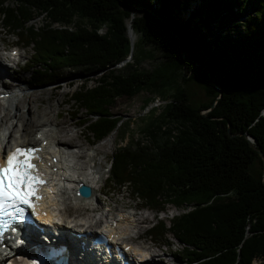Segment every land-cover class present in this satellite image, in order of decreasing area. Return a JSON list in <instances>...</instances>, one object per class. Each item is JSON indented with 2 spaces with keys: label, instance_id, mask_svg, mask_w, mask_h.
<instances>
[{
  "label": "trees",
  "instance_id": "trees-1",
  "mask_svg": "<svg viewBox=\"0 0 264 264\" xmlns=\"http://www.w3.org/2000/svg\"><path fill=\"white\" fill-rule=\"evenodd\" d=\"M0 26L31 47L30 85L89 77L68 102L71 118L84 112L79 125L92 143L123 125L116 100L168 97L139 131L146 143L122 146L129 135L120 137L105 187L129 189L158 215L181 211L147 232L153 241L171 234L178 263L264 264V0H0ZM179 79L209 100L194 107Z\"/></svg>",
  "mask_w": 264,
  "mask_h": 264
},
{
  "label": "rangeland",
  "instance_id": "rangeland-1",
  "mask_svg": "<svg viewBox=\"0 0 264 264\" xmlns=\"http://www.w3.org/2000/svg\"><path fill=\"white\" fill-rule=\"evenodd\" d=\"M30 24L36 28L42 26L41 16L37 15ZM127 34L130 39V45L131 47H133L134 43H132L133 41H131L132 39L130 32H127ZM135 40L137 41L136 36H135ZM15 42H16V37L6 33V31L0 26V60L1 61L4 60V54H8L11 48L13 50V47L15 46L19 47L18 53L21 55L17 64L8 63L6 60L2 61L3 64L8 68L9 74L6 75L1 74L2 84L0 83L1 84L0 88L5 87V90L3 91H7L10 97L5 98V100H0V114L4 115V113H8L9 116L17 114L16 119L11 120V122L13 121V123H16L19 120V116L25 117V121L28 120V116H30V113L28 114V110H30L31 108L32 110L33 109L36 110L37 108L38 112H45L47 116L42 120H40V122L34 123V127L32 128L31 131L32 136L34 130L36 128L41 127L42 124L57 123L59 127L60 126L64 127L61 130L60 128L57 127V131L62 132L61 134L59 133L57 136L60 139H63V141L71 140L73 144H76L77 146L79 145L82 146L83 150H85L83 155H85L86 153L87 154L93 153L94 150L97 149L98 153L95 155L94 161L87 162L86 168L89 164L96 165L95 167H97V169L100 172V174H97V176L95 177L96 180V178L99 176V180H97L96 186L100 187L101 191H105L103 189V184L108 174V168H109L111 156L113 155L114 150L119 143L120 137L123 136L124 132H127L126 134L129 135V137L124 142H122L121 144L122 146H124L128 140H130L131 143H133L134 141H141L143 143H146L147 140L145 136L139 131H142L146 127L147 122H150L152 118H155L161 112L165 104H167L170 101L169 98L166 96L161 97L160 93H158L155 94L154 96L147 94H140L131 100L125 98L116 100L111 112L114 114V116H117L118 118H122L121 122H123V125L120 127V130L117 134L113 133L108 138H106L105 140L99 143H92V140L90 139V137L87 136L85 132V128L79 125L80 119L82 120L86 118L84 112L80 111V113L77 115L76 118L71 119L70 115L73 113L74 107H72L71 103L68 102L69 96L73 93V91L79 88L82 79L89 77H80V74H74L71 77L65 78V80L61 81L57 85H52L47 87L32 86L30 85V77H31L30 73L25 72V70L22 67L24 63H27L31 59L33 53L32 49L31 47H28L27 49L22 50L20 48L21 46L15 45ZM131 62L132 61L130 60L129 63ZM155 64L154 62L147 60L141 64V68L145 71H150L151 69L154 68ZM92 77L94 80V78H96L97 76L94 75ZM175 84L184 86V88L186 89L187 93L190 96V104H192L194 107H198L200 104L206 103L209 100V96L206 90L202 86L195 83L194 81L183 84V82L179 79L177 80V83L175 82ZM93 85H94L93 81L88 82V87ZM56 86L58 87L56 88ZM1 93L4 94V92ZM167 94L168 92L166 91L164 95ZM13 99L14 101H12ZM156 100H159V103ZM145 101H148V103L147 104L144 103ZM35 115L37 114L35 113ZM32 119H34V121L36 120V118H32ZM22 123L23 122L21 121L17 122V127L20 128ZM10 128H12V126H10ZM15 130H17V128H15ZM57 131L53 133L57 134ZM17 134L19 133H17L16 131L14 133V136L17 137L18 136ZM25 140H28V138H25ZM83 161L85 162L86 159L81 160V162ZM259 170L260 167L258 163H256L252 169V173L256 176ZM76 203L77 202H72L70 205L79 204L78 206L81 207L84 206L90 207L89 203H83V202L77 204ZM138 203L139 202H137L136 200L134 201L131 199L129 195V189L122 188V189H110V192L107 196H99V201L97 200L96 205H99L100 210H104V214H106L105 209L107 208L110 209L111 211H115L117 209H125L131 207L130 208L131 211V209H136V207H138ZM79 209L77 212L82 213V215L91 214L89 212H87L88 214H85V212L88 210L82 211L81 209L80 210ZM136 212L148 216L149 219L147 220V222L149 221V224L154 222L155 219L169 223L170 219L174 215L181 213V211L176 210L171 205L167 206L164 212H162L159 215H155L153 212L146 214L145 210L142 211L137 210ZM100 214L98 212L95 213L96 218L100 217ZM151 214L154 216L152 220H151ZM82 215L80 214V216ZM143 225L144 224H142L141 227L136 228L135 232L138 233L137 235H141V238H146V241H142V240L135 241V239H130V240L135 241V243L138 244V246H141L143 242L149 241L150 243H152V250L155 251L157 255V257H155L156 260L162 261L161 263L163 264H181L176 262L172 255L174 251L181 250V246L173 238V236L171 234H167L165 238L167 239L166 243L171 242V245L168 247L161 244V242L153 243L144 234ZM137 235H135V237ZM154 264H157V262ZM254 264H258V262L255 261Z\"/></svg>",
  "mask_w": 264,
  "mask_h": 264
},
{
  "label": "bare ground",
  "instance_id": "bare-ground-1",
  "mask_svg": "<svg viewBox=\"0 0 264 264\" xmlns=\"http://www.w3.org/2000/svg\"><path fill=\"white\" fill-rule=\"evenodd\" d=\"M128 24L131 39L134 42L135 35L132 33V30L130 28L131 23L129 22ZM6 59H9V61L15 63V58H12L8 54H4V60ZM2 61L0 60L1 84V74H9L8 68L3 64ZM3 90H5V87L0 88V94H2L1 92H4V94H6L7 91ZM14 99L12 101H14ZM29 113L30 116H28V120L26 121L25 117L19 116V120L17 122H23L20 128L17 127V122H11V120L16 119L17 114H14L12 116H9L8 113H4V115L0 114V138L2 139V142L5 146H23L25 144L33 146H42L43 141H45L46 144H48L49 146L53 145L57 148L56 151L53 148L47 147L45 149V152L43 153L45 163L52 162V158L60 159L63 161V164L59 163L56 165H52V167L49 168V176L54 184L52 190L59 194L54 195L52 198L46 200L45 206L43 207V211L47 214L45 220L49 223L62 221V223L58 224L57 228L60 232L63 233L62 241L64 242V245L72 244L69 242L68 236H71L74 241H77V237L75 236L80 235L82 236V241H87L89 238H91V236L103 235L105 233H108L107 238L112 235L114 237H117L118 240L121 241L119 247H121L122 249L125 248L127 245L130 246L129 250L125 252L127 261L130 264L137 263V254H140L141 250L148 251L151 256L148 261H143L141 264H154L156 262L157 264H163L161 263L162 261L156 260L155 257H157V255L155 251L152 250V243H150L149 241L143 242L141 246H138V244L135 243L136 240L146 241V238H141V235H137L138 233L135 232V230L136 228L141 227V225L147 222V220L149 219L148 216L136 212L138 210V207L135 206L136 209H131V211V207L125 209H117L115 211H111L107 208L105 209L106 214H104V210H100L99 205H96L98 199H96L94 204H90V207H81L78 206L79 204L70 205L73 200H75V202L77 203H81V201H79L78 199L76 200V198L74 197L76 187L80 183H83L84 185L88 184L92 188H94L95 196L97 195V192H106L101 191V188L96 186L95 177L97 176V174H100L97 167H95L96 165L89 164L86 168L87 162L94 161V157L98 153L97 149L94 150L93 153H86L85 155H83L85 150H83L82 146H77L76 144H73L71 140L63 141V139H60L57 136L59 133H62L61 131H57V127L60 128V130L64 128L63 126L59 127L57 123L42 124L41 127L36 128L34 130L35 133L33 132V136L38 134L43 129H46V131H43L40 139L33 138V136L31 135V131L34 127V123L40 122V120L45 118L47 114L45 112H38L37 108L36 110H32L31 108L30 110H28V114ZM35 113L37 115H35ZM32 118H36V120L34 121V119ZM10 126H12V128H10ZM15 128H17V130H15ZM16 131L17 133H19L17 134V137L14 136V133ZM56 131L57 134L53 133ZM25 138H28V140H25ZM84 159H86V161L81 162V160ZM54 168L56 169V172H53ZM88 170H94L93 178L90 177ZM71 176L78 177V180L72 181V178H70ZM65 182L70 183V192H68L65 188H63V191L58 188V185L63 184ZM61 206H63L64 208L61 209ZM79 208L82 211L88 210L85 212V214H88L87 212L91 214L82 215V213L77 212ZM97 212L101 214L100 217L96 218L95 213ZM80 214L82 216H80ZM68 218H71L70 221H67ZM66 222L67 224H64ZM135 235L137 236L135 237ZM130 239H135V241H131ZM70 249L73 250V248L71 247Z\"/></svg>",
  "mask_w": 264,
  "mask_h": 264
},
{
  "label": "snow or ice",
  "instance_id": "snow-or-ice-1",
  "mask_svg": "<svg viewBox=\"0 0 264 264\" xmlns=\"http://www.w3.org/2000/svg\"><path fill=\"white\" fill-rule=\"evenodd\" d=\"M38 149L16 148L8 153L3 163H0V218L12 216L9 209L23 213L20 205L34 208L32 198L42 199L38 194L41 185L46 181L43 174L32 161L39 159ZM7 227V222H4Z\"/></svg>",
  "mask_w": 264,
  "mask_h": 264
},
{
  "label": "water",
  "instance_id": "water-1",
  "mask_svg": "<svg viewBox=\"0 0 264 264\" xmlns=\"http://www.w3.org/2000/svg\"><path fill=\"white\" fill-rule=\"evenodd\" d=\"M129 37V36H128ZM211 110V109H210ZM208 110V111H210ZM208 111H206L205 113H207ZM246 139L249 143V145L256 150V146L254 145V140L252 138H250L249 136H246ZM258 151V156L259 158L264 161V153H262L261 151L257 150ZM88 191V190H87Z\"/></svg>",
  "mask_w": 264,
  "mask_h": 264
},
{
  "label": "built area",
  "instance_id": "built-area-1",
  "mask_svg": "<svg viewBox=\"0 0 264 264\" xmlns=\"http://www.w3.org/2000/svg\"><path fill=\"white\" fill-rule=\"evenodd\" d=\"M159 103V100H156Z\"/></svg>",
  "mask_w": 264,
  "mask_h": 264
}]
</instances>
